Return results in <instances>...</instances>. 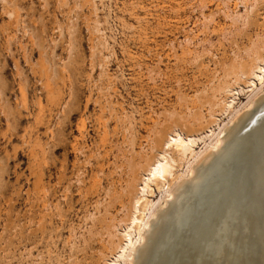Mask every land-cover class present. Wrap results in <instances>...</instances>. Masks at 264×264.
<instances>
[{"label": "rangeland", "instance_id": "obj_1", "mask_svg": "<svg viewBox=\"0 0 264 264\" xmlns=\"http://www.w3.org/2000/svg\"><path fill=\"white\" fill-rule=\"evenodd\" d=\"M260 74L264 0H0V264H130L201 165L167 143L217 155Z\"/></svg>", "mask_w": 264, "mask_h": 264}, {"label": "bare ground", "instance_id": "obj_2", "mask_svg": "<svg viewBox=\"0 0 264 264\" xmlns=\"http://www.w3.org/2000/svg\"><path fill=\"white\" fill-rule=\"evenodd\" d=\"M228 130L214 141L215 149L224 142L217 155L213 144L194 152V140L178 134L167 143L177 142L201 165L189 168L192 180L178 179L171 200L141 224L130 215L121 257L128 250L130 264H264V94ZM171 167L163 154L148 164V180L171 175Z\"/></svg>", "mask_w": 264, "mask_h": 264}]
</instances>
